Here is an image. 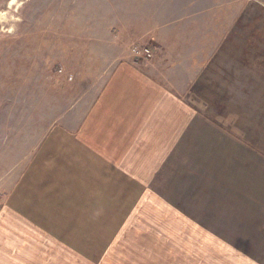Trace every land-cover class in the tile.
<instances>
[{
  "label": "crops",
  "instance_id": "1",
  "mask_svg": "<svg viewBox=\"0 0 264 264\" xmlns=\"http://www.w3.org/2000/svg\"><path fill=\"white\" fill-rule=\"evenodd\" d=\"M149 32L154 57L105 61L96 92L27 157L1 205L0 264H264L263 222L245 239L232 231L237 209L215 198L226 178L198 154L217 137L189 95L217 60L215 37L195 52L197 36Z\"/></svg>",
  "mask_w": 264,
  "mask_h": 264
},
{
  "label": "rangeland",
  "instance_id": "2",
  "mask_svg": "<svg viewBox=\"0 0 264 264\" xmlns=\"http://www.w3.org/2000/svg\"><path fill=\"white\" fill-rule=\"evenodd\" d=\"M162 27L197 36L188 44L195 52L215 37L217 60L206 61L189 95L217 137L198 154H210L226 178L228 187L216 189L228 192L215 198L217 207L237 209L232 231L243 239L257 233L264 225V0H0V210L39 140L68 106L96 92L105 61H150L149 31ZM133 45L149 46L151 56H134ZM179 173L168 180L181 181Z\"/></svg>",
  "mask_w": 264,
  "mask_h": 264
},
{
  "label": "built area",
  "instance_id": "3",
  "mask_svg": "<svg viewBox=\"0 0 264 264\" xmlns=\"http://www.w3.org/2000/svg\"><path fill=\"white\" fill-rule=\"evenodd\" d=\"M131 51L136 57H150L152 50L149 46L146 45H133Z\"/></svg>",
  "mask_w": 264,
  "mask_h": 264
}]
</instances>
